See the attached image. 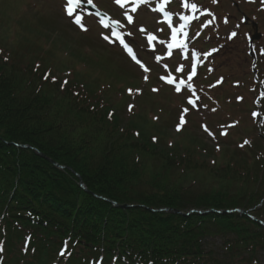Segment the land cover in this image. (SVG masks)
<instances>
[{
	"label": "trees",
	"instance_id": "trees-1",
	"mask_svg": "<svg viewBox=\"0 0 264 264\" xmlns=\"http://www.w3.org/2000/svg\"><path fill=\"white\" fill-rule=\"evenodd\" d=\"M23 57L0 41V264H52L65 246L59 264H264V225L225 212L264 221L261 143L207 162L202 142H155ZM197 170L212 183H186Z\"/></svg>",
	"mask_w": 264,
	"mask_h": 264
},
{
	"label": "rangeland",
	"instance_id": "rangeland-1",
	"mask_svg": "<svg viewBox=\"0 0 264 264\" xmlns=\"http://www.w3.org/2000/svg\"><path fill=\"white\" fill-rule=\"evenodd\" d=\"M91 1L119 22L121 28L115 30L109 24H101L80 5L69 16L67 0H0V41L23 53V61L43 60L44 68L52 66L58 76L71 68V79L102 90L126 125H143L162 143L174 140L192 150L189 144L196 140L213 152L211 157L223 160L230 158L234 146L239 150L245 141L259 144L257 128L261 118L253 113L259 114L263 108L256 106L260 84L255 81L249 56L254 30L245 25L242 12L256 21L263 33L262 40L254 46L255 66L264 82V0H189L197 5L196 10L185 7L184 0H170L164 11L158 10L164 0H147L138 6L132 0L124 7L115 0ZM133 7L135 12L131 11ZM125 12L134 17L132 23ZM165 13H171V24ZM77 16H82L85 32L74 22ZM183 21L189 24V38L185 41L178 30ZM174 28L181 46L172 40ZM149 35L154 37V48L148 44ZM121 39L137 51L139 64L125 53ZM211 56L215 59L210 60ZM194 57L200 59V68L217 70L213 77L210 72V83L197 81L201 68L198 75L191 76L196 79L191 84L190 64ZM145 68L152 72L149 83L144 82L149 75ZM190 99L194 104L189 103ZM181 125L185 129L177 133ZM211 157L207 156V162ZM212 181L204 170H197L188 175L186 183L194 182L200 187V182Z\"/></svg>",
	"mask_w": 264,
	"mask_h": 264
},
{
	"label": "snow or ice",
	"instance_id": "snow-or-ice-1",
	"mask_svg": "<svg viewBox=\"0 0 264 264\" xmlns=\"http://www.w3.org/2000/svg\"><path fill=\"white\" fill-rule=\"evenodd\" d=\"M115 2H116L118 5H120L121 7H124V6H125V3L127 2V0H115ZM145 2H147V0H135V3L137 4V6H138L140 3H145ZM169 2H170V0H164V3L160 5V8H159L158 10H159V11H164L165 6H166L167 3H169ZM78 3H79V0H67L66 8H67V13H68L69 16H72V15H73V12H74V5H77V6H78ZM184 6H185V7H191L193 10H196V8H197V5H196L195 3H190L189 0H184ZM154 10H156V9H154ZM131 11H132V12H135V11H136V7H133V8L131 9ZM125 16L127 17L128 22H129V23H132V21H133V17H132L131 15H128L127 12H125ZM165 16H166L167 22H168L169 24H171V19H170V17H171V13H165ZM184 19L187 20L188 18L185 17ZM74 22H75L78 26H80L82 29L86 30L84 24L82 23V16H77V17L75 18ZM114 23L118 24L119 22H114ZM105 27H107V25H105ZM183 27H184V26H181V29H180V30H182ZM141 31H144V29L141 28ZM177 31H178L177 29H175V28L173 29L172 40H173V42H175L176 46H181V45H182V42L176 41V33H177ZM112 34H113V35H118V33H116V32H113ZM232 35L234 36L235 33H233ZM104 38H105V39H108L109 37L105 36ZM153 39H154V37H153L152 35H149V36H148V41H149L150 44H151V41H152ZM121 43L124 45V48L127 49V51L131 54V53H132V49H131L126 43H124V41H123L122 39H121ZM161 43H166V42L161 41ZM168 47H169V48H172V47H173V44H172V43H169V44H168ZM132 58H133L134 60H136V57H135L134 54H133ZM160 59H161V57L158 56V57H157V60L159 61ZM136 62H137L138 64L140 63L139 60H136ZM141 67H144V66L141 65ZM165 67H167V66L165 65ZM178 70H179V69H178ZM145 71H147L146 68H145ZM192 75H195V71H194V69H193V71L190 73V75H189V79H191V76H192ZM146 79H147V77H146ZM161 79H167V78H166V77H161ZM168 82H169V83H172L173 81H172V80H168ZM181 83H183V81H181ZM179 90H180V89H179V87H178V88H177V91H179ZM130 91H131V90H130ZM189 103H190V104H194V101H192V100L190 99V100H189ZM184 111L186 112L187 109H185ZM253 115H254V116H257V115H259V114H258V113H253ZM178 128H179V126H178ZM224 134H226V133H224ZM245 143H249V142H248V141H245Z\"/></svg>",
	"mask_w": 264,
	"mask_h": 264
},
{
	"label": "water",
	"instance_id": "water-1",
	"mask_svg": "<svg viewBox=\"0 0 264 264\" xmlns=\"http://www.w3.org/2000/svg\"><path fill=\"white\" fill-rule=\"evenodd\" d=\"M38 153H39L40 155H42V156H46L45 154L40 153L39 151H38ZM52 161H53V160H52ZM53 162L56 164L55 161H53ZM80 181H81V183H83L81 178H80ZM168 210L175 211V210H173V209H168ZM177 212H178V211H177Z\"/></svg>",
	"mask_w": 264,
	"mask_h": 264
}]
</instances>
